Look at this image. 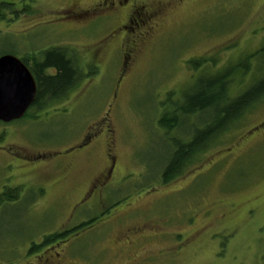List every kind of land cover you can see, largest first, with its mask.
<instances>
[{"label":"rangeland","instance_id":"374dc122","mask_svg":"<svg viewBox=\"0 0 264 264\" xmlns=\"http://www.w3.org/2000/svg\"><path fill=\"white\" fill-rule=\"evenodd\" d=\"M6 1L17 16L0 21V55L63 47L91 74L62 99L0 122V193L21 191L0 203V264L32 261L47 248L45 237L90 215L89 228L52 241H62L63 262L264 264V98L167 183L160 174L171 143L157 124L169 92L175 99L199 71L213 73L264 46V0H116V13L99 9L102 0ZM140 5L157 10L143 38V27H120ZM200 58L207 62L195 72L188 62ZM263 74L264 57L251 59L231 92ZM196 120L170 136L186 140ZM99 175H107L99 177L101 194L75 205Z\"/></svg>","mask_w":264,"mask_h":264},{"label":"trees","instance_id":"16d2710c","mask_svg":"<svg viewBox=\"0 0 264 264\" xmlns=\"http://www.w3.org/2000/svg\"><path fill=\"white\" fill-rule=\"evenodd\" d=\"M14 5V1H0V21L6 19L7 12L17 16ZM22 9L24 13L29 12L27 4ZM260 56L264 57V46L213 73L199 71L207 62L202 58L188 62L193 71L199 72L175 99L173 92L167 94L166 101L162 102L163 110L157 119L158 127L171 143V152L160 174L162 183H167L182 173L196 154L206 150L247 110L264 98V74L253 78L239 91L231 92L235 77L238 75L242 79L249 72L251 59L256 60ZM22 57H35L30 64L25 60L26 65H30L36 82L34 106L30 110H40L51 102L62 99L79 81L91 74L82 73L75 58L63 47H50L37 54ZM191 117L197 119L196 125H193L186 140L170 136V133L177 131ZM15 199L17 197L14 190H6L0 196V201L11 202ZM59 236L61 235L53 234L45 237L44 241L51 242ZM32 246L31 251H34L36 246Z\"/></svg>","mask_w":264,"mask_h":264},{"label":"flooded vegetation","instance_id":"af4514ba","mask_svg":"<svg viewBox=\"0 0 264 264\" xmlns=\"http://www.w3.org/2000/svg\"><path fill=\"white\" fill-rule=\"evenodd\" d=\"M119 3H120V5H123V6L127 5L128 6V0H122ZM97 7L99 9H106V10L111 9V11L116 13V0H109V1L108 0H102L100 2V4H97ZM96 10H98V9H96ZM156 16H157V10L156 9L154 11H151V10L145 9L142 5L136 6L132 10L131 13L128 12L125 14L124 24L120 27H126V28L127 27H136L137 30H140L143 27L144 31L147 30L145 32V34L142 35V38H143L149 32V28L154 27L156 25V22H155ZM139 35H141V33ZM137 38H139V37H137ZM132 45L137 46V42L135 39H132ZM134 50H135L134 47H131V49H129L128 54L133 53ZM19 58L26 65L25 60H27V62L30 64L31 61L34 60L35 57H24V58L19 57ZM26 66L28 67V69L32 73L30 65H26ZM32 75H33V73H32ZM87 77H88V75H87ZM33 103H34V101H33ZM33 103L28 107L26 113L30 110V108H32L34 106ZM26 113L24 114V116L26 115ZM15 121H17V120H15ZM12 122H14V121H12ZM85 139H86V141L88 140L87 137ZM106 145H107V147H106L107 148L106 158L108 160H110L111 154H112L111 152L113 150L112 149L113 144L107 143ZM16 156H17V158H16L17 160H22L25 162L28 160V158H22L23 156H20V155H16ZM33 159L34 160H36V159L40 160L41 156L40 155L35 156ZM109 163H110V165L106 170L111 172L113 166L115 165V160L113 161V159H111ZM110 172L109 173L107 172V175L110 174ZM107 175H101L102 177L99 175L97 178H95L96 179L95 182H93L91 185H88V188L84 191L82 198H80L78 201H76L75 205H79L82 203H88L89 202L88 199H90L91 197H94V196L98 197L101 194V191H102L101 188L104 187L103 186L104 180H102L101 182L98 183V181H100L99 177H101L102 179H105L107 177ZM12 189L16 190L17 188H11L8 190H12ZM5 192L6 191H1L0 196ZM20 193H21L20 190H16V197L17 198L19 197ZM15 200H13L11 202H15ZM6 202H10V201H0V203H6ZM99 212L102 213L103 211L99 210ZM115 217L116 216H112V214L108 215L106 219L102 220L100 227L104 226L106 224H110ZM95 219H96L95 215H90L89 217H87V220H84L83 222L79 223L78 225H76L74 227H71L70 229L62 231L59 234H64L63 235L64 237L68 236L67 234H71V233L75 234L76 232H78L79 230H81L85 227L89 228V226H91V224L95 221ZM77 229H78V231H77ZM138 234H140L142 236L144 235V233L140 230H139ZM123 241H126L127 243H129L130 238L128 236H125L124 240H122V242ZM61 242L62 241L60 240L59 242L54 243V245H51V244H53L52 241L43 244L42 247H47V248L45 250H43L40 255H35L34 258L32 259V261H28L25 264H67V263L63 262L65 257L63 258V254H62L64 249H62L60 247ZM118 242H121V239H118ZM31 248H32V245L29 249L30 251H31ZM41 248H39V249H41ZM56 249H59L60 252L56 251ZM29 250H28V252H29ZM32 252H37V251L34 250ZM22 264H24V263H22Z\"/></svg>","mask_w":264,"mask_h":264},{"label":"water","instance_id":"95a60500","mask_svg":"<svg viewBox=\"0 0 264 264\" xmlns=\"http://www.w3.org/2000/svg\"><path fill=\"white\" fill-rule=\"evenodd\" d=\"M36 96V82L28 67L11 53L0 55V121L21 119Z\"/></svg>","mask_w":264,"mask_h":264}]
</instances>
